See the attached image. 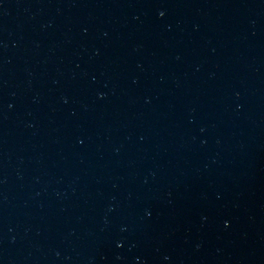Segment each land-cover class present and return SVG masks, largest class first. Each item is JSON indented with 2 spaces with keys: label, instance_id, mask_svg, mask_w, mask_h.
Segmentation results:
<instances>
[{
  "label": "water",
  "instance_id": "1",
  "mask_svg": "<svg viewBox=\"0 0 264 264\" xmlns=\"http://www.w3.org/2000/svg\"><path fill=\"white\" fill-rule=\"evenodd\" d=\"M0 264H264V217L119 134L0 32Z\"/></svg>",
  "mask_w": 264,
  "mask_h": 264
}]
</instances>
